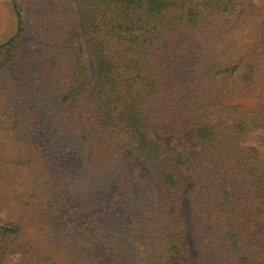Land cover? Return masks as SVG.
<instances>
[{
    "label": "trees",
    "instance_id": "16d2710c",
    "mask_svg": "<svg viewBox=\"0 0 264 264\" xmlns=\"http://www.w3.org/2000/svg\"><path fill=\"white\" fill-rule=\"evenodd\" d=\"M13 5L0 264H264V0Z\"/></svg>",
    "mask_w": 264,
    "mask_h": 264
},
{
    "label": "rangeland",
    "instance_id": "374dc122",
    "mask_svg": "<svg viewBox=\"0 0 264 264\" xmlns=\"http://www.w3.org/2000/svg\"><path fill=\"white\" fill-rule=\"evenodd\" d=\"M257 6L263 5V0H251ZM18 2V0H0V44L3 43L6 39H8L15 31L16 28V16L13 3ZM22 15L26 16L25 13L21 12ZM252 31V28L249 32H245V34H249ZM252 33V32H251ZM173 143V141H170ZM193 145V152L198 151V147ZM177 148L180 149L179 145ZM185 153L189 154L190 152L184 150ZM0 215H3L0 213ZM8 264H12V261L8 262Z\"/></svg>",
    "mask_w": 264,
    "mask_h": 264
}]
</instances>
